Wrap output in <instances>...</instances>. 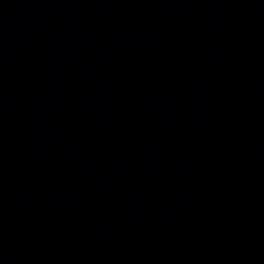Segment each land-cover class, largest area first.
<instances>
[{
    "label": "water",
    "instance_id": "obj_1",
    "mask_svg": "<svg viewBox=\"0 0 264 264\" xmlns=\"http://www.w3.org/2000/svg\"><path fill=\"white\" fill-rule=\"evenodd\" d=\"M0 160L31 264H264V0H0Z\"/></svg>",
    "mask_w": 264,
    "mask_h": 264
}]
</instances>
